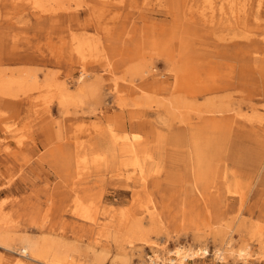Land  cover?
Wrapping results in <instances>:
<instances>
[{"label": "rangeland", "instance_id": "obj_1", "mask_svg": "<svg viewBox=\"0 0 264 264\" xmlns=\"http://www.w3.org/2000/svg\"><path fill=\"white\" fill-rule=\"evenodd\" d=\"M257 1L245 0V13ZM11 2L0 0V78L21 85L0 92V234L44 238L66 249L71 264L104 250L100 264H110L119 219L147 227L154 217L166 235L147 247L132 242L138 263L150 246L194 244L207 223L222 224L235 251L249 245L252 262L264 264L256 235L264 233V69L240 76L232 56L254 39L262 46L252 55L264 66V0L250 22L255 33L229 22L223 0H58L50 2L62 7L54 18ZM201 9L211 22H202ZM82 39L80 59L70 41ZM195 63L209 92L193 83ZM207 101L215 112L199 111ZM250 106L254 118H237L246 126L238 136L195 124L198 114L244 116ZM131 133L146 140L142 180L119 153ZM89 199L97 208L82 217L77 201ZM217 241L205 238L209 256L188 263L237 264L227 251L215 263ZM17 253L0 247V264L14 256L43 264Z\"/></svg>", "mask_w": 264, "mask_h": 264}, {"label": "bare ground", "instance_id": "obj_2", "mask_svg": "<svg viewBox=\"0 0 264 264\" xmlns=\"http://www.w3.org/2000/svg\"><path fill=\"white\" fill-rule=\"evenodd\" d=\"M17 1H20L21 7L33 10V14H35L37 17L42 16L43 13H49L50 18H54L51 13H54L58 9H62V7H55L52 3L57 2L58 0H12L11 5L12 8L15 6L20 7L17 4ZM104 1V0H102ZM225 1L227 7L230 9V18L235 22L236 28L240 29V33L243 31L249 32V33H255V30H251L250 22L255 21L259 19L261 16L259 14V8L261 7L262 0H258L256 4H253V7L250 8V11L248 13H245L246 10H244L245 3L243 0H223ZM50 2H52L50 4ZM108 2V0H106ZM256 8V9H255ZM196 12L194 11L193 14ZM197 15L200 17L202 22H211L212 21V15H207L206 12H204V9L197 10ZM254 35V34H252ZM248 37V36H247ZM246 37V38H247ZM249 39V38H248ZM264 40V38H263ZM250 43L246 44L245 46L238 47L237 51L233 53V58H235L238 62V70L240 76L252 74V73H258V69L262 70L264 69V66L260 64L261 59L256 58L253 56V53H258L260 50L259 47L262 45L259 43L257 44V41H254V39L249 40ZM252 41V42H251ZM85 39H82L80 41H77V43L73 40L70 41V48L72 50V53H74L77 57L80 59L84 58V50L86 48ZM87 44V43H86ZM90 44L89 48L90 49ZM200 65L198 63L194 64L193 69V83L198 86H203L204 91H210L212 89V86L207 85V81L209 78H207L205 75L201 79L200 74ZM210 73V72H208ZM207 74V73H205ZM13 85H21L20 80H13V79H4L0 78V92L4 93V89L8 87H12ZM216 88V86L214 87ZM65 88L61 87L60 90L63 91ZM199 90V89H197ZM211 93V92H210ZM62 94L60 96V102L63 104L65 101V94ZM205 107L203 109H199V111H204L207 113L215 112L216 110H213V103L210 101H207L205 104H203ZM249 110L251 111V114H243L236 110L231 115H223L220 118H216L213 115L212 116H200L197 115V122L195 124L198 125L197 129H200V123L206 124L208 127H214L221 133L227 134V137L230 136H238L243 132V128L246 127L243 123V120L251 121L254 116V110H256L254 107L250 106ZM220 112H222L220 110ZM238 117L242 119H237ZM254 126L251 124L250 127H248V131L254 132ZM264 130V128H263ZM237 133L238 135H236ZM256 132H254V135ZM200 132L197 133L196 136H199ZM196 143L198 145L199 142H201V136L197 137ZM204 141H206L205 138L202 137ZM123 141L120 142L121 146L119 147V153L122 156L121 158H124L128 161V164L132 166L134 170L138 172V179L142 180L144 178V170L139 162V154L147 155L145 151L144 145L140 144L141 141L144 140L141 135L137 133H131L129 136H124ZM208 142V140H207ZM7 147V146H6ZM200 151L206 154L208 156V147L205 146V148H200ZM129 156L127 158L126 156ZM209 157V156H208ZM210 158V157H209ZM208 159V158H207ZM206 159V160H207ZM215 165H211L210 167V173L211 175L215 174L214 176L217 177L218 175L215 173ZM209 173V174H210ZM210 175V176H211ZM224 178V177H223ZM224 181V180H223ZM227 190H229L227 188ZM89 204L84 205L82 201H77L76 207L77 211L79 212V215L82 217H88V212L90 209L92 211L94 208H97V204H94V200L89 199ZM109 208H112L111 205H108ZM109 212H112L109 210ZM116 213V212H115ZM120 213V211L118 212ZM114 214V213H112ZM151 223H149V226L143 227L139 220H130L127 222V219L124 217H121L119 219V222L113 227L110 237L112 238L113 245L115 248V252L113 255H111V261L110 264H142L143 258L141 257L138 259V263H135L133 260L135 257H133V252L130 250V246L132 245V242H138V243H144L145 246H149V241H153V238L156 236H162L166 235L165 231L163 232L160 229V226L157 225V222L155 221L154 217H151ZM153 223V224H152ZM212 225V224H211ZM209 223L205 225L206 229L208 230L207 234L213 237H217L218 241L215 245L214 253L216 254L214 256L215 263L219 260L224 259V252L227 251L229 256H234L236 260L238 261L237 264H255L252 262L254 260V256L250 253V247L249 245L241 246L237 251H235L234 246L232 245L231 241V233L230 230L227 231V227L222 224H219L218 227L214 229V226H211ZM226 228V229H225ZM207 234H194V244H188V245H177L174 249H157L155 250V246H150V249L153 251V254L156 256L158 260L161 261V264H190L188 262L193 261L195 262L197 259H200L202 256L208 255V244L204 242L205 238H209ZM257 237H259V247H262V244L264 243V233H262L261 230L256 232ZM16 240V241H15ZM54 245L52 246L50 242L44 241V238H41V241L32 238L29 236H19L18 238H10L8 235L5 236L0 234V247L4 248L7 251H17L20 256L25 257L29 260H42L43 264H71L70 254L67 252V250H58L57 248H54ZM159 252V253H157ZM163 255H162V254ZM171 254H174L175 257H172ZM106 253L104 250L96 254L95 258L91 261L85 262V264H100V262L103 261ZM163 256V258H162ZM172 257V258H171ZM70 259V260H69ZM217 259V261H216ZM190 260V261H189ZM9 264H27L25 263V259L21 258L19 256H14L12 259L9 260Z\"/></svg>", "mask_w": 264, "mask_h": 264}, {"label": "built area", "instance_id": "obj_3", "mask_svg": "<svg viewBox=\"0 0 264 264\" xmlns=\"http://www.w3.org/2000/svg\"><path fill=\"white\" fill-rule=\"evenodd\" d=\"M159 253V252H157ZM162 254V253H161ZM163 255V254H162ZM172 257H175L174 254H171ZM209 256V250L208 255L202 256L200 259ZM171 257V258H172ZM163 258V256H162ZM190 261V260H189ZM142 264H161V261L156 258V256L153 254V251L151 249H147L145 255L143 256V260L141 262Z\"/></svg>", "mask_w": 264, "mask_h": 264}]
</instances>
